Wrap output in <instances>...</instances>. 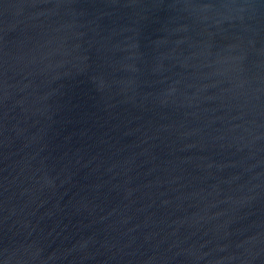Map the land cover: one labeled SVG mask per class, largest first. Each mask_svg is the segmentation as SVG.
Wrapping results in <instances>:
<instances>
[{"label": "water", "instance_id": "water-1", "mask_svg": "<svg viewBox=\"0 0 264 264\" xmlns=\"http://www.w3.org/2000/svg\"><path fill=\"white\" fill-rule=\"evenodd\" d=\"M0 264H264V0H0Z\"/></svg>", "mask_w": 264, "mask_h": 264}]
</instances>
